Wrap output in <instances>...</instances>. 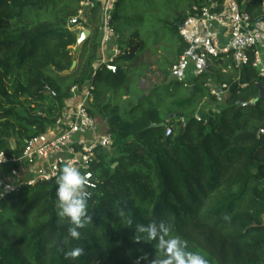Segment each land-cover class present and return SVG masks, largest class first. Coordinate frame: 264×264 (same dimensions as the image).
<instances>
[{
	"label": "trees",
	"instance_id": "16d2710c",
	"mask_svg": "<svg viewBox=\"0 0 264 264\" xmlns=\"http://www.w3.org/2000/svg\"><path fill=\"white\" fill-rule=\"evenodd\" d=\"M79 1L0 0V151H18L44 132L71 87L88 81L95 85L93 106L107 119L114 151L102 152L95 166L101 182L88 199L91 220L79 240L68 237L71 225L58 215L57 178L24 185L0 199V264H150L156 242L136 241L134 227L159 220L209 264H264V98L244 104L258 97L259 85L264 88L253 55L230 73L222 68L232 56L214 59L189 85L175 79L174 91L156 102L149 96L145 107L141 102L122 111L119 104L102 105L99 87L118 91L128 83L131 64L145 51L147 38L160 32L159 25L178 41L176 59L189 49L179 25L204 0H189L187 10L171 20L150 22L147 8L134 6L145 0H118L113 27L123 54L115 59V73L94 64L99 56L95 18L83 42V60L70 71L78 33L67 23ZM245 7L253 24L264 18L262 0ZM237 75L240 80L234 81ZM209 82L231 83V93L219 111L208 109L198 121L196 95L214 100ZM74 247L83 254L66 257Z\"/></svg>",
	"mask_w": 264,
	"mask_h": 264
},
{
	"label": "built area",
	"instance_id": "2783aa9c",
	"mask_svg": "<svg viewBox=\"0 0 264 264\" xmlns=\"http://www.w3.org/2000/svg\"><path fill=\"white\" fill-rule=\"evenodd\" d=\"M118 0H80L76 13L68 19V27L93 31L91 19H98L99 46L97 65L115 73V59L123 54L118 45V35L113 27V15ZM250 0H204L192 6L186 19L179 25V34L189 44L171 67V74L180 81H187L189 60L193 76L207 70L214 59L232 56L233 62L222 68L223 73L240 71L253 55L252 65L264 76V18L252 23L246 4ZM263 11H264V0ZM97 8V10H95ZM86 11L87 15H86ZM96 11V12H95ZM97 15H96V14ZM240 76L234 77L239 81ZM209 93L215 101L213 110L219 111L231 93V83L209 82ZM246 86L245 83L242 84ZM95 85L86 82L71 87L64 106L46 130L25 141L18 151H0V199L24 185L56 179L63 166L71 163L80 169L87 179L89 199L101 182L95 166L100 154L114 151V138L108 127L104 132L96 130L94 115ZM206 98V97H205ZM198 121L203 120L198 109ZM107 123V119L104 118ZM185 124L186 119L180 118ZM171 129H169V132Z\"/></svg>",
	"mask_w": 264,
	"mask_h": 264
},
{
	"label": "rangeland",
	"instance_id": "374dc122",
	"mask_svg": "<svg viewBox=\"0 0 264 264\" xmlns=\"http://www.w3.org/2000/svg\"><path fill=\"white\" fill-rule=\"evenodd\" d=\"M130 2V1H129ZM129 2L125 4L129 8ZM189 0H145L139 1L134 4V6L139 7V9L147 8L146 13L144 14L147 20H171L176 12H184L187 10V4ZM174 13H173V12ZM86 11V15H87ZM97 15V14H96ZM98 21V19H95ZM92 25L96 21L90 20ZM96 24V23H95ZM158 27L160 32L157 34L151 35L147 38V47L145 51L139 54L136 59L131 64L129 73L128 83L120 90L114 91L107 89L105 86H100L99 91L101 95L98 102L102 105L106 103L119 104L121 110L124 111L129 109L132 105L142 102V105L147 106V98L151 96L150 102H156V98L159 96L165 97L166 93L169 90L174 91L176 87L173 85L175 78L171 74L172 63L177 61L176 51L178 48V41L176 38L167 30L164 29L162 25ZM132 27L127 29L128 34L131 31ZM156 29V28H155ZM74 31L79 33L78 28H75ZM72 53L74 55L76 65L80 64L83 60V54L86 48L83 47V44L76 47H71ZM98 60L94 62L97 65ZM194 66L193 62L189 60V69L187 70V81L184 82V87L190 84L193 80V75L191 69ZM73 71V70H70ZM69 71L63 73H57V77H62L63 74H67ZM184 93L187 92L182 89ZM195 99H200L199 110L201 113L207 111L208 109H213L215 101L209 97H201V93H198ZM167 101L170 100L166 99ZM21 114H25L22 108H19ZM94 115L97 120L96 130L98 132H104L107 129V123L104 120V115L102 112L94 106ZM13 140V139H11ZM116 153H113L109 158L114 157ZM264 221V217H263ZM91 264H100L98 262H93Z\"/></svg>",
	"mask_w": 264,
	"mask_h": 264
},
{
	"label": "clouds",
	"instance_id": "9594fccd",
	"mask_svg": "<svg viewBox=\"0 0 264 264\" xmlns=\"http://www.w3.org/2000/svg\"><path fill=\"white\" fill-rule=\"evenodd\" d=\"M86 184L85 175L71 163L63 166L56 179L58 215L68 219L71 225L68 228V237L72 240L80 239V230L91 220L88 215L90 193L86 190ZM134 228L136 241L156 242L155 258L150 264H209L204 254L189 249L187 241L180 236L170 235L171 225L164 220L152 221L146 225L137 223ZM82 254V248L74 247L65 256L76 259Z\"/></svg>",
	"mask_w": 264,
	"mask_h": 264
},
{
	"label": "water",
	"instance_id": "95a60500",
	"mask_svg": "<svg viewBox=\"0 0 264 264\" xmlns=\"http://www.w3.org/2000/svg\"><path fill=\"white\" fill-rule=\"evenodd\" d=\"M91 32L88 30V29H84L80 32V35H79V38L77 40V43H76V47L80 46L81 44H83V42L90 36ZM76 64L77 62L74 61L72 66H71V69L70 70H74V68L76 67ZM264 98V88L262 85H259V95L257 98L247 102V103H244V104H253L255 103L258 99H262ZM11 147L13 150L16 149V143L14 140H11Z\"/></svg>",
	"mask_w": 264,
	"mask_h": 264
},
{
	"label": "crops",
	"instance_id": "0c3cea01",
	"mask_svg": "<svg viewBox=\"0 0 264 264\" xmlns=\"http://www.w3.org/2000/svg\"><path fill=\"white\" fill-rule=\"evenodd\" d=\"M91 34H92V32H91ZM91 34H90V35H91ZM79 35H80V32L78 33V38H79Z\"/></svg>",
	"mask_w": 264,
	"mask_h": 264
}]
</instances>
